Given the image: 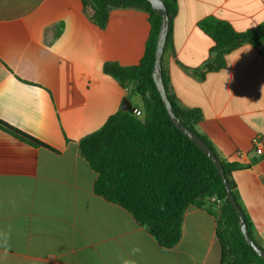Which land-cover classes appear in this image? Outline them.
Returning a JSON list of instances; mask_svg holds the SVG:
<instances>
[{"label":"crops","instance_id":"crops-1","mask_svg":"<svg viewBox=\"0 0 264 264\" xmlns=\"http://www.w3.org/2000/svg\"><path fill=\"white\" fill-rule=\"evenodd\" d=\"M93 13L82 0H0V120L53 149L0 128V264H221L207 210L188 208L168 249L95 193L97 173L78 143L127 96L104 65H139L152 24L144 11L116 9L102 29ZM207 17L246 32L264 22V0H178L162 60L169 96L202 113L198 133L221 159L250 164L233 181L264 247V43L234 50L201 80L193 70L213 47L198 25Z\"/></svg>","mask_w":264,"mask_h":264},{"label":"trees","instance_id":"trees-1","mask_svg":"<svg viewBox=\"0 0 264 264\" xmlns=\"http://www.w3.org/2000/svg\"><path fill=\"white\" fill-rule=\"evenodd\" d=\"M93 10V21L104 29L110 12L116 9H137L149 14L152 31L144 58L137 66L122 67L106 63L104 72L114 77L127 92L131 106L122 108L96 132L79 141L80 155L97 173L95 193L106 201L128 211L161 246L172 249L181 240L185 212L190 207L205 209L216 217V236L222 246L221 264H264L249 247L239 228L237 213L232 208L217 168L207 155L170 120L152 78L155 49L161 18L147 0H82ZM170 18L165 52L171 46L172 24L178 13V0H163ZM199 28L213 41L209 60L193 74L201 80L206 75L225 68L227 56L249 44L264 43V22L252 30L238 32L227 21L207 17ZM164 81L167 87V79ZM125 99V100H126ZM176 114L182 123L198 134L215 152L222 163L232 194L245 215L249 233L256 238L250 217L246 213L233 173L250 164L221 159L207 137L196 127L202 120L199 110L180 108L170 95ZM141 112L140 116L134 110ZM0 128L21 142L51 147L0 120ZM255 160L252 161L254 163ZM216 199L221 202L215 210ZM218 207V206H217Z\"/></svg>","mask_w":264,"mask_h":264},{"label":"water","instance_id":"water-1","mask_svg":"<svg viewBox=\"0 0 264 264\" xmlns=\"http://www.w3.org/2000/svg\"><path fill=\"white\" fill-rule=\"evenodd\" d=\"M147 1L151 4L154 11L161 18V24H160V29H159V34L155 49V62L152 70V78L158 90V93L163 101V104L166 108L168 116L172 121V123L176 126V128L180 130L185 136H187L192 142H194L207 155V157L217 168V171L223 181L225 190L227 192L228 200L232 208L237 213L241 235L243 236L246 244L252 248V250L259 258H261L264 261V249L254 241V239L251 237L249 233L245 215L242 212L241 208L238 206L232 194L221 161L219 160L215 152L210 148V146L198 134L188 129L176 114L173 102L171 101L169 93L167 91V87L164 81L163 68H162V60H163V55L165 52V46L168 39L169 28H170V18L163 0H147ZM130 106H131V102L126 99L122 104V109L126 111Z\"/></svg>","mask_w":264,"mask_h":264},{"label":"built area","instance_id":"built-area-1","mask_svg":"<svg viewBox=\"0 0 264 264\" xmlns=\"http://www.w3.org/2000/svg\"><path fill=\"white\" fill-rule=\"evenodd\" d=\"M134 114H135L136 116H140V115H141V112H140V110L135 109V110H134ZM257 142H259V139H257ZM261 153H262V150L258 149V150H257V154L261 155ZM213 201H216L217 204H218V206H220V204H221L220 201L216 200L215 198L213 199Z\"/></svg>","mask_w":264,"mask_h":264},{"label":"clouds","instance_id":"clouds-1","mask_svg":"<svg viewBox=\"0 0 264 264\" xmlns=\"http://www.w3.org/2000/svg\"><path fill=\"white\" fill-rule=\"evenodd\" d=\"M125 264H133L131 261H125Z\"/></svg>","mask_w":264,"mask_h":264}]
</instances>
